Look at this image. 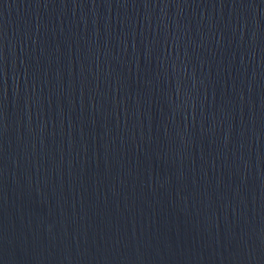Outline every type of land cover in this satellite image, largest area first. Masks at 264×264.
I'll return each instance as SVG.
<instances>
[{"label":"water","instance_id":"95a60500","mask_svg":"<svg viewBox=\"0 0 264 264\" xmlns=\"http://www.w3.org/2000/svg\"><path fill=\"white\" fill-rule=\"evenodd\" d=\"M0 264H264V0H0Z\"/></svg>","mask_w":264,"mask_h":264}]
</instances>
